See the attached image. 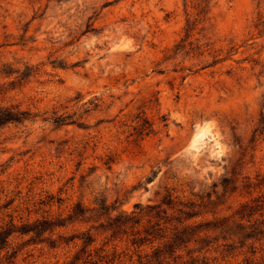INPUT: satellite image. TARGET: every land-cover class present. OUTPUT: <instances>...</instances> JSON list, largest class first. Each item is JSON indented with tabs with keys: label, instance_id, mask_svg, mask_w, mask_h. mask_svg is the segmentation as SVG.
Returning <instances> with one entry per match:
<instances>
[{
	"label": "rangeland",
	"instance_id": "374dc122",
	"mask_svg": "<svg viewBox=\"0 0 264 264\" xmlns=\"http://www.w3.org/2000/svg\"><path fill=\"white\" fill-rule=\"evenodd\" d=\"M0 102L30 111L0 127V225L46 217L132 263L264 264V0H0ZM31 234L0 264L84 245Z\"/></svg>",
	"mask_w": 264,
	"mask_h": 264
},
{
	"label": "trees",
	"instance_id": "16d2710c",
	"mask_svg": "<svg viewBox=\"0 0 264 264\" xmlns=\"http://www.w3.org/2000/svg\"><path fill=\"white\" fill-rule=\"evenodd\" d=\"M90 24L91 22H88L87 26ZM29 116H30V111L28 109H21L17 105L4 104L0 102V127L10 122H23ZM170 194L171 193H167L164 196L163 202L167 204L171 203L172 200ZM159 206L160 204H154V206H152L153 208H158V210L153 212L154 214L152 215L156 218L155 220L149 218L148 221L150 222V224L144 227L143 229L139 228V230L137 231L139 237L133 239L134 242L139 241V245H140L145 240H148L150 236L151 238H153L156 234V230H163L162 223L159 220L161 218L159 216V212L166 213L167 208L162 209L161 207L159 208ZM99 209H101L102 212H105L110 208L109 207L106 208L104 205H100ZM81 212L83 211L81 210L78 212L74 211V214L80 215L82 214ZM119 215H120L119 218L116 217L114 218L113 222L109 223L111 226H114V230H113L114 232L120 229L121 224H123L122 222L125 221V219L120 220V218L126 217V220L130 219V216L127 217V213L123 209L120 210ZM140 218L141 217H139V220ZM112 223H114V225H112ZM57 225H62V224L59 221L56 222V220H50L49 218L46 217H43L42 219L37 218L32 223L26 221L20 224L15 223L13 219L10 218L5 224L0 225V250L6 247L8 248L12 243V239L14 237L20 236L22 234L32 233L28 238H26L22 242V243H28L32 239H35L33 237H38L47 230L48 236L43 237L41 240L46 239L47 245L50 248H56L57 246H59L60 242L57 243V239L65 241L66 239L71 240L73 238H81V241L84 243V245L80 249L74 251L72 254H66L62 259H60V257H57L54 261L49 262V264H161V262L165 257V255H162V252L153 251L151 254L145 253L143 257H141L140 261H138V263L126 262L122 259L121 254L119 252H116L115 249L109 251L104 247H94V248L88 247L93 241L92 234L89 231H83L79 235L72 234L71 237L69 238H66L62 233H58L57 238H51L52 234L54 233L53 231L54 226ZM196 225L203 226L202 228L205 230L204 231L205 233H207L208 230L213 229L217 226L215 223H212L211 221H206ZM187 228L188 225H185L181 229H176L175 235L172 237V240L175 241L177 239L182 238ZM33 242H37V241H33ZM9 248H13V247L10 246ZM17 252H18V248L12 249L11 251H9V249H6V252L4 253V257L6 259L10 257H15L17 255ZM32 254L33 252H30L27 255H32ZM56 255L57 252L54 253L53 256ZM40 264H48V263H45L43 261Z\"/></svg>",
	"mask_w": 264,
	"mask_h": 264
}]
</instances>
